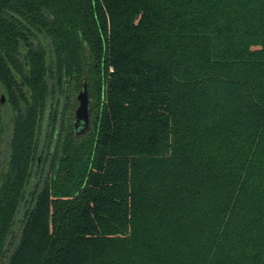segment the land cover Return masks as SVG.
<instances>
[{
  "label": "trees",
  "instance_id": "1",
  "mask_svg": "<svg viewBox=\"0 0 264 264\" xmlns=\"http://www.w3.org/2000/svg\"><path fill=\"white\" fill-rule=\"evenodd\" d=\"M0 95V264H264V0H0Z\"/></svg>",
  "mask_w": 264,
  "mask_h": 264
},
{
  "label": "water",
  "instance_id": "2",
  "mask_svg": "<svg viewBox=\"0 0 264 264\" xmlns=\"http://www.w3.org/2000/svg\"><path fill=\"white\" fill-rule=\"evenodd\" d=\"M77 107L74 111V132L81 135L88 130L90 126V97L85 82L82 89L78 92Z\"/></svg>",
  "mask_w": 264,
  "mask_h": 264
},
{
  "label": "flooded vegetation",
  "instance_id": "3",
  "mask_svg": "<svg viewBox=\"0 0 264 264\" xmlns=\"http://www.w3.org/2000/svg\"><path fill=\"white\" fill-rule=\"evenodd\" d=\"M84 83V82H83ZM83 83H82V86H83ZM86 87H87V85H86ZM82 89V88H81ZM81 89H79V91L81 90ZM78 91V92H79ZM78 92H77V94H78ZM77 94H76V96H77ZM88 94H89V92H88ZM76 96H75V98H76ZM76 101H77V99H76ZM90 101H91V99H90ZM0 104H1V109H0V112H1V115L4 117V118H6V121H7V123L5 124V128H7V130H5L6 131V133H5V136H8L9 134H10V127H11V116H12V110L10 109V107L8 106V104H7V101H6V99H5V97L4 96H2V95H0ZM77 104H78V102L75 104V106H74V108H73V113H72V116H71V123H72V126L74 125V111H75V109H76V107H77ZM3 107H6V110L8 111V116L7 117H5V115L3 114V110H5V109H3ZM90 127V126H89ZM8 130H9V132H8ZM73 130H74V126H73ZM88 130H89V128H88ZM87 130V131H88ZM87 131H85L84 133H82L81 135H78V136H83L84 134H86V132ZM41 154H43V156L45 155L44 154V151L43 150H41ZM40 157H38V159H37V165H40Z\"/></svg>",
  "mask_w": 264,
  "mask_h": 264
},
{
  "label": "rangeland",
  "instance_id": "4",
  "mask_svg": "<svg viewBox=\"0 0 264 264\" xmlns=\"http://www.w3.org/2000/svg\"><path fill=\"white\" fill-rule=\"evenodd\" d=\"M79 91V90H78ZM77 94V93H76ZM90 97V96H89ZM3 109H5V110H3V114L5 115V117H7L8 115V111L6 110V107H3ZM36 181H38V178L36 177V178H34V182H36ZM34 182L31 184V186H34L33 184H34ZM28 198V200H30V196H28L27 197ZM27 206H29L30 205V203L28 204H26ZM21 219H22V216L21 217H19L18 218V225L20 224V221H21Z\"/></svg>",
  "mask_w": 264,
  "mask_h": 264
}]
</instances>
